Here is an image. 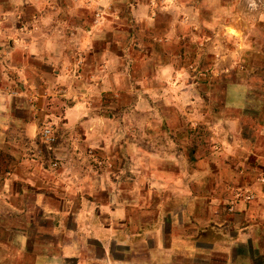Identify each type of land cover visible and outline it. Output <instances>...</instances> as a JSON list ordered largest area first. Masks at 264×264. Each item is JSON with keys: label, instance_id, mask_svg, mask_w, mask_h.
<instances>
[{"label": "rangeland", "instance_id": "obj_1", "mask_svg": "<svg viewBox=\"0 0 264 264\" xmlns=\"http://www.w3.org/2000/svg\"><path fill=\"white\" fill-rule=\"evenodd\" d=\"M0 264H264V0H0Z\"/></svg>", "mask_w": 264, "mask_h": 264}, {"label": "crops", "instance_id": "obj_2", "mask_svg": "<svg viewBox=\"0 0 264 264\" xmlns=\"http://www.w3.org/2000/svg\"><path fill=\"white\" fill-rule=\"evenodd\" d=\"M170 68H172L176 72L177 76H180L181 75L180 69L174 68L173 65H167V63H162V64H156L154 66L153 72L154 73H157V74L160 73L159 74V77L160 78L155 77V79L165 80L166 79V76L165 75L168 73V70ZM183 71H182V74H183ZM109 73H111V72H109ZM100 75L101 76H99V77H101L102 80H111L113 77H114V80H117V74L114 75V76H111V74L108 75V72H105V73H102V74L100 73ZM103 91H106V86L104 87ZM77 102L78 103H76L71 109H69V111H68V117L74 116V118H76V115H80V112L81 113L85 112V110H82V109L85 108L84 104L80 103L79 101H77ZM71 121L74 123V122H77L78 120L77 121L71 120Z\"/></svg>", "mask_w": 264, "mask_h": 264}, {"label": "bare ground", "instance_id": "obj_3", "mask_svg": "<svg viewBox=\"0 0 264 264\" xmlns=\"http://www.w3.org/2000/svg\"><path fill=\"white\" fill-rule=\"evenodd\" d=\"M234 30V29H233ZM232 33L234 32V31H231Z\"/></svg>", "mask_w": 264, "mask_h": 264}]
</instances>
